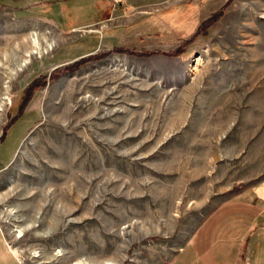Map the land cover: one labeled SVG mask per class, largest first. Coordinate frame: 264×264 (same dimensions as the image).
Masks as SVG:
<instances>
[{
	"label": "rangeland",
	"instance_id": "rangeland-1",
	"mask_svg": "<svg viewBox=\"0 0 264 264\" xmlns=\"http://www.w3.org/2000/svg\"><path fill=\"white\" fill-rule=\"evenodd\" d=\"M0 137L1 264H264V0H0Z\"/></svg>",
	"mask_w": 264,
	"mask_h": 264
},
{
	"label": "crops",
	"instance_id": "crops-1",
	"mask_svg": "<svg viewBox=\"0 0 264 264\" xmlns=\"http://www.w3.org/2000/svg\"><path fill=\"white\" fill-rule=\"evenodd\" d=\"M247 187L248 186H245L242 189H246ZM237 192H241V190H239ZM232 197H234V195H232V196L229 195L228 198H225L223 200H228L229 198L231 199ZM221 201H219V203ZM219 203H217V204H219ZM232 203H234V202H232ZM232 203H230V204H232ZM217 204H215V205H217ZM247 204L251 205L249 203H246V206H247ZM225 209L226 210L221 212L218 217H220L222 213H225L227 216L226 218L228 220H230L229 224L231 226L235 225L234 223L239 222L240 218H238L239 216H236L237 211L234 210V209H236L235 205L234 206L229 205ZM259 210L264 211V203H263V206L259 208ZM258 211H256L254 213V215L256 214V216H258L259 215ZM216 213H217V211H216ZM232 214L234 215L233 217H232ZM217 215H218V213H217ZM256 216H255V218H256ZM257 221H258V224H260L262 226L264 225V219L263 218H261L260 220L257 219ZM216 224H218V223L212 222V224L205 226V228H204L205 232H203V233H205L207 235L214 233L216 230ZM247 224H250V222ZM200 225H201V222H198L193 227L192 231L189 232V241L184 243L183 245L179 246L178 249L176 250V253L179 255L181 260L185 262V264H204V263L205 264H243V263H241L240 257H244L243 251L245 249V243H247V240L245 239L243 232L246 229H243L241 232H238V233H232L230 231L231 233L227 237H225L224 239H221V237L216 235V237L212 243H210V244H204L203 243L202 245H200L199 246L200 251L196 254L194 251V248L191 245L195 242V237H197V235H198L197 232H198ZM247 227L248 226H246V228ZM4 238H5L4 234H2V229L0 228V264L3 263V257L2 256H5V257L12 256L11 254L13 251V249L7 245ZM221 240H225V241L221 242ZM217 242H219V243L217 244V246L214 247L213 245H215Z\"/></svg>",
	"mask_w": 264,
	"mask_h": 264
},
{
	"label": "trees",
	"instance_id": "trees-1",
	"mask_svg": "<svg viewBox=\"0 0 264 264\" xmlns=\"http://www.w3.org/2000/svg\"><path fill=\"white\" fill-rule=\"evenodd\" d=\"M209 15H211V14H209ZM209 15H207V18L205 19V20H203V21H201V23H207V21H208V19H211L212 17L211 16H209ZM183 47V46H182ZM177 50H179V49H177ZM94 55V54H93ZM92 55V56H93ZM87 56H80V57H75V59L72 61V62H69V63H67V64H63V63H61V64H59L58 66H56L55 67V70H53V72L52 73H49V76L51 77V76H53V75H55L56 73H58L59 71H61V69H67V68H69V67H72L73 66V64H74V62H80V61H83L85 58H86ZM35 78H37L38 80L40 79V78H38V77H35ZM37 79H34V81H31L27 86H26V89H24V90H29L28 88H30V89H32V88H34L36 85L38 86L39 85V82L41 81V80H37ZM23 92L22 93V99L19 101V103H17V106H18V110L22 107V103L23 102H25V100H26V98H27V96H28V94L29 93H27V92ZM6 130V126L5 125H3V127H2V131H1V135L3 136L4 135V131ZM1 138V137H0Z\"/></svg>",
	"mask_w": 264,
	"mask_h": 264
},
{
	"label": "bare ground",
	"instance_id": "bare-ground-1",
	"mask_svg": "<svg viewBox=\"0 0 264 264\" xmlns=\"http://www.w3.org/2000/svg\"><path fill=\"white\" fill-rule=\"evenodd\" d=\"M36 37H37L36 36V33H33V38L32 37L30 39L28 37L27 38H21L20 46L18 45L19 46L18 47L19 50H17V51H20L21 52L24 49L26 50L28 48V46L32 45V46H34V48H37V49H33V51L34 52H37L38 51V47H39V40ZM82 262L80 261L77 264H82Z\"/></svg>",
	"mask_w": 264,
	"mask_h": 264
},
{
	"label": "built area",
	"instance_id": "built-area-1",
	"mask_svg": "<svg viewBox=\"0 0 264 264\" xmlns=\"http://www.w3.org/2000/svg\"><path fill=\"white\" fill-rule=\"evenodd\" d=\"M118 1V0H117Z\"/></svg>",
	"mask_w": 264,
	"mask_h": 264
}]
</instances>
